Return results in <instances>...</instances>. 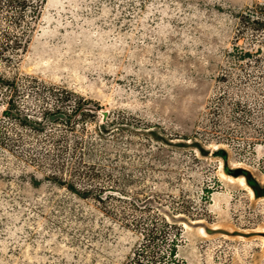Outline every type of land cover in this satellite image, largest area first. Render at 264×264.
Instances as JSON below:
<instances>
[{"label": "rangeland", "instance_id": "374dc122", "mask_svg": "<svg viewBox=\"0 0 264 264\" xmlns=\"http://www.w3.org/2000/svg\"><path fill=\"white\" fill-rule=\"evenodd\" d=\"M6 2L0 34L21 32ZM256 2L264 0H46L27 46L0 57V75L18 80L15 102L36 117L41 106L96 101L68 134L91 141L86 159L103 177H72L94 185L87 196L54 182V169L29 157L44 133L2 115L13 92L0 85L9 137H0V264H128L153 219L176 222L166 230H180L186 264H264V194L248 181L264 191V28L241 20ZM236 44L254 53L241 57ZM44 85L74 94L59 102ZM105 114L119 122L108 133L97 126Z\"/></svg>", "mask_w": 264, "mask_h": 264}, {"label": "trees", "instance_id": "16d2710c", "mask_svg": "<svg viewBox=\"0 0 264 264\" xmlns=\"http://www.w3.org/2000/svg\"><path fill=\"white\" fill-rule=\"evenodd\" d=\"M46 0H7L4 10L7 12L5 17L9 22L16 26L21 27V32L17 30H10L8 27H3L0 34V57H4L6 52L14 51L18 53L20 50L24 49L29 43L30 32L28 29L33 27V23L37 22L40 16L41 8ZM6 8V9H5ZM30 17V24H27L29 28L24 26L26 19ZM241 20L244 26H251L253 29L258 30L264 28V3L256 2L255 4L248 7L247 10L243 11L241 14ZM28 23V22H27ZM260 49V48H259ZM259 49L257 51H259ZM234 51H238L241 57L251 56L254 52L250 49H244L240 47L239 44L234 46ZM256 51V52H257ZM29 78L30 83H37L38 79ZM0 85H4L5 89L10 88L13 92L10 99L7 101V106L3 109L2 115L4 116H18L21 124H26L31 126V130L36 132L41 136L44 133V138L40 140L39 145L32 144V153L30 154V159L32 161H38L54 171L51 172V179L61 186H66L72 192L87 196L93 191V184L81 185L79 187L72 177H82L84 180L94 181L97 178L103 177V168L99 161H92L86 159L87 155H92L87 152L88 144H92L91 141L86 139L83 135H75L71 138L68 134L69 131L76 133V125L73 121L74 115L78 111H82L84 115H88L94 112L92 108H84L87 102H91L95 106L97 102L85 97H79L77 105L72 111H67L62 108V106L57 105L54 109L44 108L42 111L43 115L41 117H36L33 114H28L23 112L15 102V95L20 92L18 80L6 78L0 75ZM7 90V89H6ZM43 90L51 91L52 95L58 96L57 101L64 102L74 92L67 90L63 87L56 86H43ZM39 93V92H38ZM106 120L102 123H97L99 130L102 133L110 132L111 126L119 124L115 118H111L110 115L105 114ZM54 121L57 126H65V132L58 131L57 129L51 128L47 130L48 122ZM5 127V125H4ZM151 132L155 135L158 133L152 128ZM0 137L2 138V144H6L7 134L5 131L0 130ZM13 145H17L19 139H12ZM200 151L204 154L206 151L202 148L201 144H196ZM86 148V149H84ZM66 172L69 173L70 178L66 176ZM59 173H64L65 176H59ZM105 176L112 178V173L106 172ZM249 183L253 180L248 178ZM104 187V186H102ZM102 187L98 191H102ZM98 194V193H97ZM103 200V197H100ZM163 224L159 226L157 219L151 221L153 226L147 228V240L146 242L138 246L135 251V256L132 257L128 264H144V261H148L151 264H186L185 260L180 258L178 248L180 241V230H177L172 235L167 234V228H178L176 222L171 223L167 220L162 222ZM167 243L166 250H163L161 243Z\"/></svg>", "mask_w": 264, "mask_h": 264}, {"label": "bare ground", "instance_id": "6f19581e", "mask_svg": "<svg viewBox=\"0 0 264 264\" xmlns=\"http://www.w3.org/2000/svg\"><path fill=\"white\" fill-rule=\"evenodd\" d=\"M228 176H229V175H228ZM229 178H230V177H229ZM230 179L235 180L233 177H231ZM237 179H239V181H240L242 184H244V185L248 188L249 192H250L253 196H255L254 190H253L252 187H250V185L247 183V180H246V178H245L244 176H241V177L238 176ZM237 181H238V180H237ZM263 237H264V236H263ZM263 239H264V238H263Z\"/></svg>", "mask_w": 264, "mask_h": 264}, {"label": "water", "instance_id": "95a60500", "mask_svg": "<svg viewBox=\"0 0 264 264\" xmlns=\"http://www.w3.org/2000/svg\"><path fill=\"white\" fill-rule=\"evenodd\" d=\"M251 186L254 188L255 192H256L258 195H262V194H264V191H263V192H259V191H260V187H259V185H258L256 182L252 181V182H251Z\"/></svg>", "mask_w": 264, "mask_h": 264}]
</instances>
